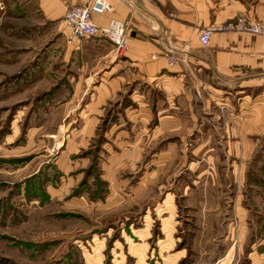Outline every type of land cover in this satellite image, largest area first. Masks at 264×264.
Returning a JSON list of instances; mask_svg holds the SVG:
<instances>
[{
    "label": "rangeland",
    "instance_id": "obj_1",
    "mask_svg": "<svg viewBox=\"0 0 264 264\" xmlns=\"http://www.w3.org/2000/svg\"><path fill=\"white\" fill-rule=\"evenodd\" d=\"M32 2L0 0V264H264V137L238 119L264 86L106 99Z\"/></svg>",
    "mask_w": 264,
    "mask_h": 264
},
{
    "label": "crops",
    "instance_id": "obj_2",
    "mask_svg": "<svg viewBox=\"0 0 264 264\" xmlns=\"http://www.w3.org/2000/svg\"><path fill=\"white\" fill-rule=\"evenodd\" d=\"M91 1L33 0L32 4L43 23L56 24L68 8ZM107 1L113 11L96 16L94 21L100 27L112 20L127 23V48L118 52L113 43L103 38L83 39L77 45L67 43V53L79 50L89 58L96 55L106 99L141 83H152L169 102L183 99L186 105L208 91H228L227 86L238 85L244 91L264 86V37L218 33L208 47H202L199 40L208 26L221 25L239 16L261 20L264 17L261 2L253 5L251 0ZM61 32L67 40V31ZM66 58H70L68 54ZM206 101L204 106L210 107L211 101ZM236 104L245 109L250 101L240 100ZM254 104L259 111L238 117L242 122L240 132L247 141L245 149L250 146L251 136L258 140L264 137L263 107L258 101ZM256 186L260 188L263 184L257 181Z\"/></svg>",
    "mask_w": 264,
    "mask_h": 264
},
{
    "label": "built area",
    "instance_id": "obj_3",
    "mask_svg": "<svg viewBox=\"0 0 264 264\" xmlns=\"http://www.w3.org/2000/svg\"><path fill=\"white\" fill-rule=\"evenodd\" d=\"M112 11L113 6L107 0H92L87 5L68 8L64 15L68 42L77 45L83 39L103 38L113 43L118 52L124 51L127 48V23L112 20L107 26L100 27L94 21L96 16ZM218 33L264 37V17L253 20L247 16H239L221 25L205 27L199 38L202 47H208L213 36Z\"/></svg>",
    "mask_w": 264,
    "mask_h": 264
}]
</instances>
